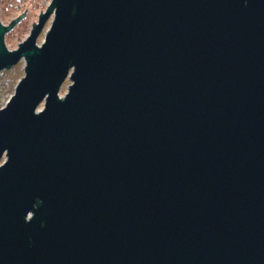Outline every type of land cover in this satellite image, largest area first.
Masks as SVG:
<instances>
[{
	"label": "water",
	"instance_id": "obj_1",
	"mask_svg": "<svg viewBox=\"0 0 264 264\" xmlns=\"http://www.w3.org/2000/svg\"><path fill=\"white\" fill-rule=\"evenodd\" d=\"M43 10L0 13V264H264V0Z\"/></svg>",
	"mask_w": 264,
	"mask_h": 264
},
{
	"label": "rangeland",
	"instance_id": "obj_2",
	"mask_svg": "<svg viewBox=\"0 0 264 264\" xmlns=\"http://www.w3.org/2000/svg\"><path fill=\"white\" fill-rule=\"evenodd\" d=\"M51 0H0L1 22L10 20L16 16L11 29L6 32L7 48L12 49L18 47L22 39L31 31L33 22L37 21L38 15L44 12L43 6L50 3ZM54 20V13L45 23L41 33L39 34L38 42L45 40L48 26H51ZM26 59L21 58L18 63L10 68L1 70L0 78V107L6 105L7 101L14 94L15 83L20 80L25 72ZM71 79L67 77L64 81L59 94L68 92L71 84ZM44 101L40 103L39 109L43 108ZM5 156L1 158L0 164L4 161Z\"/></svg>",
	"mask_w": 264,
	"mask_h": 264
},
{
	"label": "flooded vegetation",
	"instance_id": "obj_3",
	"mask_svg": "<svg viewBox=\"0 0 264 264\" xmlns=\"http://www.w3.org/2000/svg\"><path fill=\"white\" fill-rule=\"evenodd\" d=\"M7 32H8V31H7ZM5 33H6V32H5ZM5 42H6V41H5ZM5 42H4V43H5ZM1 79H2V78H1Z\"/></svg>",
	"mask_w": 264,
	"mask_h": 264
}]
</instances>
